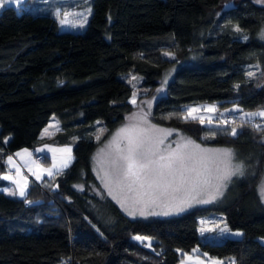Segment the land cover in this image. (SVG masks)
<instances>
[{
	"label": "trees",
	"instance_id": "obj_1",
	"mask_svg": "<svg viewBox=\"0 0 264 264\" xmlns=\"http://www.w3.org/2000/svg\"><path fill=\"white\" fill-rule=\"evenodd\" d=\"M219 1L92 0L78 30L62 29L50 13L20 11L12 4L0 10V117L9 123L6 130L15 129L0 147V264H176L195 246L223 264H264L258 238L264 235V202L255 187L264 160V118L239 116L237 136L216 111L220 122L212 124L182 118L181 104L195 100L228 108L226 120L235 115L230 104L264 108V39L257 35L264 4L238 0L217 12ZM190 49L197 56L167 82L153 119L197 140L231 146L255 161V170L238 178L226 199L169 215L129 216L107 192L95 191L100 186L92 164L100 142L95 122L105 124L103 138L133 109L128 72L154 87L177 58L163 51L183 57ZM252 65L258 70L249 77ZM54 114L61 126L44 136ZM206 131L215 135L203 136ZM44 142L72 143L70 165L51 177L33 178L25 197L8 195L1 177L7 153L27 147L36 155ZM210 212L223 213L227 227L243 235L202 239L198 216ZM136 233L150 237L151 247L135 240Z\"/></svg>",
	"mask_w": 264,
	"mask_h": 264
},
{
	"label": "snow or ice",
	"instance_id": "obj_2",
	"mask_svg": "<svg viewBox=\"0 0 264 264\" xmlns=\"http://www.w3.org/2000/svg\"><path fill=\"white\" fill-rule=\"evenodd\" d=\"M21 2L22 0H0V8H4L9 3L19 6ZM256 2L264 4V0H256ZM67 15L65 13V18L60 20L61 24L68 22ZM83 23H86V18L81 22V27H83ZM235 31L240 33L242 29L236 25ZM260 35L261 39H264V31ZM243 39L246 41L249 37L244 35ZM253 75L254 73L248 72L249 77ZM157 91H162V88L157 89ZM135 97L136 93L133 92L132 103H136ZM206 111L215 112V105L207 106ZM197 112H199L198 108L190 107L182 118L185 121L191 119L198 120L200 124H212L211 116L205 118L202 115H195L194 113ZM244 115L246 117H264V110L248 112ZM146 116L147 114L141 117V119H145V122ZM221 123L229 124L234 123V121L223 120ZM253 127L257 131L261 130L260 124H254ZM47 131L48 129H45V132ZM172 131L157 129L155 126L141 128L139 125H131L121 128L117 137L114 138L116 150L109 161V169L105 171L103 182L108 195L117 200L120 207L129 216H136L137 214L140 216L169 215L183 212L195 203L214 202L224 195V189L233 176L244 175L243 164H233L235 152L232 149H206L190 139L181 137L183 143H177L174 149L162 150L160 145L164 143V137L170 136ZM154 133H163V136H157ZM212 135L214 136L215 133ZM230 135H238L236 127L231 129ZM121 140L126 142L123 148L120 147L119 142ZM61 151L69 154L62 162V168H67L71 160V148L61 149ZM16 155L19 156L20 153H16ZM8 161L12 163L11 156L8 157ZM53 168H56L55 164H53ZM43 171L48 176L54 175L52 169H44ZM57 174H59V170ZM17 175H19L18 168ZM34 175L37 180L42 179L41 174L34 173ZM3 179L13 180L16 185L15 190L4 189L8 195L20 197L27 195L28 183L26 178L23 183L10 175L4 176ZM260 191L261 196L264 197V186L261 187ZM157 207L161 209V212L147 210ZM206 223V221H201L202 225ZM214 229H219L222 233L230 231L226 224L221 228L220 224L214 223L212 229L201 227L200 232L203 234ZM233 235L241 236L243 234L237 231ZM134 239L141 242L148 241L146 246L151 247L150 237L137 235ZM261 239L264 240V238ZM192 251L197 252L198 250L193 249ZM203 255L206 257L207 253ZM185 256L192 264H205L199 257L193 258L186 253ZM208 260L209 264H223V261L211 257ZM182 264H184L183 261ZM232 264H235V260L232 261Z\"/></svg>",
	"mask_w": 264,
	"mask_h": 264
},
{
	"label": "rangeland",
	"instance_id": "obj_3",
	"mask_svg": "<svg viewBox=\"0 0 264 264\" xmlns=\"http://www.w3.org/2000/svg\"><path fill=\"white\" fill-rule=\"evenodd\" d=\"M237 1L238 0H220L216 7V11L220 12L227 6ZM10 4L12 3H9L8 5ZM12 5L16 6L18 10L20 11L31 10L32 12L36 14L50 13L57 17L59 23L61 19L65 18L64 14L67 13L68 15L66 18L68 22L66 24L60 23V27L62 29L78 30V29H83L86 24V23H83V27H81L80 26L81 22H83L85 18H86V22L88 20L89 14L91 12V11L89 12L88 10L92 9V0H22L19 6L15 4H12ZM1 9L2 8H0V10ZM58 12H59V15H57ZM262 31H264V23L261 25L258 31L257 35L259 36V38H261L260 34ZM163 53L165 55L169 54L166 56L171 59L174 57H177V58L175 61L170 63L164 69L163 74L161 75L158 83L154 87L144 86L141 82L142 76L140 74H136L134 72L127 73L126 75L127 80L131 81L130 83L132 84L133 92L136 93V97H135L136 103H132V98H133V94H132L129 100L131 101L133 105V109L129 113H127L124 121L120 123L119 126L113 129L107 136H104L103 138L102 136L106 132V126L100 120L95 122V136L96 138L100 139V142L92 155L93 168L100 182V186H95V191L97 193H101L102 191H105L108 193L107 189L104 187L103 181L105 177V171L109 169V161L111 160L116 150V143L114 142V138L117 137V133L119 132L121 128H125L126 126L139 125V127L141 128H151L152 126H155V128L157 129L173 130L170 136L164 137V143L160 145V148L162 150L169 149V148L174 149L177 143H183V140L181 139V137L185 139H190L194 141L195 143L199 144L202 148H206V149H225V148L232 149L235 152L233 164L234 165L243 164L244 175L233 176L231 181L227 184V187L224 189V195L219 197L217 200L226 199L229 197V191H230L229 189L231 188V185L234 184V182L238 178L253 175V172L255 170V165H256L255 161L252 162L247 157H245L239 150L231 146L210 144L202 140H197L193 138L192 136H190L189 134L185 133L184 131L180 130L179 128L161 124L159 122H156L153 119L152 114L155 108L156 99L165 93L167 82L174 76L175 71L182 65V63L192 61L197 56V52L193 49H190L187 52V54H185L183 57L176 56L173 52L168 51V50L163 51ZM257 70H258V67L256 65H252L248 72L257 73ZM133 77H135V79H133ZM161 88H162V91L158 92L157 89H161ZM209 105H215L216 109L219 107L217 106L216 101H212V100H195L193 102H183L181 104L182 108L184 109V114H186L187 109L190 107L198 108L199 112L194 113L195 115H198V116L202 115V116H205V118H207L208 116H211L212 121H213L212 123L220 122L217 119L215 112L206 111V107ZM228 107L234 108V114H235L231 116V119L229 120V121H234V123H229L231 127H234L236 125L239 126L238 124L242 122L239 116L244 117L245 113L264 110V108L262 107L253 108V109H243V108H239L238 105H233V104H230V106ZM224 110H228V108H225ZM145 114H147L146 122H145V119H141V117H144ZM252 117H255V116H252ZM256 117H260V116H256ZM261 118H264V117H261ZM6 121L7 120L4 117H0V137H1L0 147L2 148L6 147L4 140L12 134L13 130H15V129H13L12 131H10L11 129L6 130L5 127L9 128V125H8L9 123ZM60 126H61L60 120L54 114L52 118L50 119V121L44 127L42 134L44 136L50 137L60 128ZM45 129H48V131L45 132ZM4 130L6 131L3 134ZM213 133H214L213 131H210V132L206 131L203 133V136H209V135H212ZM154 135L163 136V133H154ZM260 140L264 141V134L260 136ZM119 143H120V147L123 148L126 142L121 140ZM65 148H71V154H70L71 160L69 161V164H68L69 166L74 158L72 143L46 142L44 143V145L42 146L40 150L44 152H37V154L35 155V152L32 149L28 148L27 151H25L24 153L25 154L24 158L21 156V154L17 156L16 153L18 152H15V153L9 152L6 155V160L8 161V157L11 156L12 163H9L8 161L9 167L1 173V177L3 178L6 175H10L15 180H20L21 183H23L24 179L26 178L28 187H29L30 181L33 178H36L34 173L41 174L42 179H44L45 177H51V176H48L47 173L43 171L44 169H52L54 174H56L58 170L60 172L63 169H65V168H62V162L69 155L68 153L61 151V149H65ZM39 153L43 154V155L41 154L42 157L40 158H38ZM45 156H48V158L45 160H42ZM35 158L37 161H39L38 163H36ZM53 164L56 165V168H53ZM17 168L19 169V175H17ZM5 180H6V183L2 186L3 189H13V190L16 189V185L13 182V180H8V179H5ZM262 186H264V160L261 164V168L258 172L256 182H255L256 191L260 199L264 202V197L261 196V191H260ZM28 187H27V190H28ZM202 198H206V197H202ZM200 204H205V203H195L191 207L200 205ZM147 210L155 211L157 213L161 212V209L158 207L149 208ZM158 215H163V214H158ZM136 216H140V215L137 214ZM148 216H153V215H148ZM148 216H140V217H148ZM198 220H199L198 229H199V233L202 239H210L214 241H219L223 238V236L229 233L233 235V233L239 231V230L234 231L228 228L230 231L224 232V233L220 232L219 229H214L213 231H206L203 234L200 232L201 227L212 229L214 223L220 224L221 228H223L225 224L227 225L223 213H217V212L205 213V214L199 215ZM202 220L206 221L207 223L202 225L201 224ZM137 235L142 236L141 234L136 233L133 235V237ZM258 238L264 243V240L261 239V238H264V235H259ZM193 249L198 250V248L195 246L191 250L185 251L176 264H182V261L184 262V264H192L191 261L187 260L185 253L188 254L189 256H192L193 258L199 257L201 260L205 262V264H209V260H208L209 257L222 261L221 258L216 257V256L207 255L205 257L203 254L201 255L200 253H198V251L193 252L192 251ZM57 264H63V262L61 263L59 262Z\"/></svg>",
	"mask_w": 264,
	"mask_h": 264
},
{
	"label": "crops",
	"instance_id": "obj_4",
	"mask_svg": "<svg viewBox=\"0 0 264 264\" xmlns=\"http://www.w3.org/2000/svg\"><path fill=\"white\" fill-rule=\"evenodd\" d=\"M8 139V137L5 139V140H7ZM44 143H46V142H44ZM44 143H42V144H40V145H38L36 148H35V150L37 151V152H44V151H40L41 150V148H42V146L44 145ZM28 148L27 147H23V148H19V149H17V150H14V151H12L13 153H15V152H18V153H20L21 154V156L24 158V156H25V150H27ZM46 153V152H45ZM48 155V154H47ZM35 161H36V163H38L39 161H37L36 160V158H35ZM8 162V161H7ZM8 167H9V163H8ZM34 179H36V178H34ZM37 180V179H36Z\"/></svg>",
	"mask_w": 264,
	"mask_h": 264
},
{
	"label": "built area",
	"instance_id": "obj_5",
	"mask_svg": "<svg viewBox=\"0 0 264 264\" xmlns=\"http://www.w3.org/2000/svg\"><path fill=\"white\" fill-rule=\"evenodd\" d=\"M216 112H217V115L220 117V119L226 120L228 118V114L225 113V111L222 108L218 107L216 109ZM41 154L42 153L38 154V158L42 157L43 154L42 155ZM225 264H228V263H225Z\"/></svg>",
	"mask_w": 264,
	"mask_h": 264
}]
</instances>
